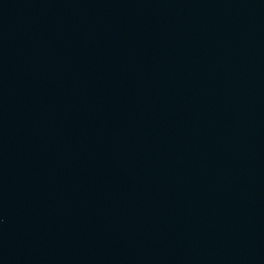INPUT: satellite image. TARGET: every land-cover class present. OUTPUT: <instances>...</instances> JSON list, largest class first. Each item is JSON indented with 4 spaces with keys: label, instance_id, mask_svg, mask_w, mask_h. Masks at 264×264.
Returning <instances> with one entry per match:
<instances>
[{
    "label": "water",
    "instance_id": "1",
    "mask_svg": "<svg viewBox=\"0 0 264 264\" xmlns=\"http://www.w3.org/2000/svg\"><path fill=\"white\" fill-rule=\"evenodd\" d=\"M0 264H264V0H0Z\"/></svg>",
    "mask_w": 264,
    "mask_h": 264
}]
</instances>
